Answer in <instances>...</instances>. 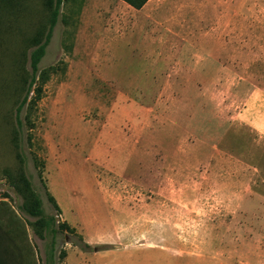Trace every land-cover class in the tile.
I'll return each mask as SVG.
<instances>
[{"label":"rangeland","instance_id":"obj_1","mask_svg":"<svg viewBox=\"0 0 264 264\" xmlns=\"http://www.w3.org/2000/svg\"><path fill=\"white\" fill-rule=\"evenodd\" d=\"M2 201L39 264H264V0H0Z\"/></svg>","mask_w":264,"mask_h":264},{"label":"trees","instance_id":"obj_2","mask_svg":"<svg viewBox=\"0 0 264 264\" xmlns=\"http://www.w3.org/2000/svg\"><path fill=\"white\" fill-rule=\"evenodd\" d=\"M123 1L132 8L140 10L149 0ZM36 204H40L38 199L35 201V205ZM31 210L33 211L30 213L31 215L37 217L42 216V211L37 210L36 206L32 207ZM52 225H54L53 218L49 221V227H47V230H49L48 232L52 231V229H50V226ZM59 230H61V227ZM67 242H70V240ZM75 245L84 251L90 249V245L84 241L81 242V244ZM60 255H62V257L59 256V259L65 258L67 253H61ZM45 263L57 264L53 245L46 255ZM0 264H39L36 253L29 239L25 221L6 201L0 203Z\"/></svg>","mask_w":264,"mask_h":264},{"label":"crops","instance_id":"obj_3","mask_svg":"<svg viewBox=\"0 0 264 264\" xmlns=\"http://www.w3.org/2000/svg\"><path fill=\"white\" fill-rule=\"evenodd\" d=\"M90 245V241H87ZM75 248V249H74ZM73 249H67V256L65 260V264H140V255L141 253H137L134 255L136 258L135 260L130 261H121L118 262V260L115 261V259L112 257L108 260H102L98 257V252L94 251H83L78 249L77 247H74ZM144 263L141 261V264Z\"/></svg>","mask_w":264,"mask_h":264}]
</instances>
